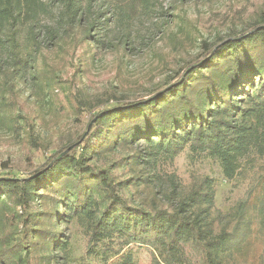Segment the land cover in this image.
I'll return each mask as SVG.
<instances>
[{
	"label": "trees",
	"instance_id": "trees-1",
	"mask_svg": "<svg viewBox=\"0 0 264 264\" xmlns=\"http://www.w3.org/2000/svg\"><path fill=\"white\" fill-rule=\"evenodd\" d=\"M160 4L0 0V126L39 143V126L21 103L45 120L72 86L57 60L82 72L84 56L96 62L101 50L121 51L127 74L135 30ZM179 27L182 34L193 25L183 19ZM201 43L203 55L144 98L110 105L76 94V114L108 105L34 172L0 174V264H57L69 249L70 223L86 239L81 264H137L133 245L150 251L151 264H264V11L245 32ZM160 53L154 58L162 63ZM186 148L216 160L227 179L252 172L245 197L224 213L211 177L194 178L184 191L177 174L164 181L150 170Z\"/></svg>",
	"mask_w": 264,
	"mask_h": 264
},
{
	"label": "rangeland",
	"instance_id": "rangeland-1",
	"mask_svg": "<svg viewBox=\"0 0 264 264\" xmlns=\"http://www.w3.org/2000/svg\"><path fill=\"white\" fill-rule=\"evenodd\" d=\"M263 11L264 0H161L157 9L138 24L139 31L135 30L134 41L129 43L130 54L123 65L128 75L119 67L121 51L101 50L96 62H90L89 59L86 62L84 56L82 72L69 65V60L64 64L57 60V67L72 86L58 93L53 109L44 115L43 121L37 117V106L21 103L22 113L28 112L30 120L36 121L39 126L33 134L39 138V143L30 141L21 129L20 135L0 126V174L25 177L34 172L46 164L60 147L84 131L92 115L104 109L107 103L112 105L116 99H140L156 92L164 87L169 75L178 77L188 61H194L207 51L202 48L203 40L213 46L221 39L241 34L251 27L254 18H258ZM183 19L188 20L193 27L180 34L178 29ZM175 34L180 36L173 39ZM157 51L166 61L160 63L158 59L155 60L154 53ZM24 79L29 83L30 73L26 72ZM20 86L25 96H32L25 82H20ZM76 94L85 102L96 103L109 99L105 105L93 111L76 114L70 102ZM76 115L79 118L76 119ZM137 148L148 153L144 144ZM133 152L119 151L125 155ZM149 168L164 181L172 174H177L184 191L188 190L194 178L211 177L216 190V208L224 213L245 197L253 174L251 172L249 177L227 179L216 160L196 154L189 148L184 149L173 161L162 158ZM162 188L167 189L165 185ZM142 192L140 196H146ZM159 196L163 197L164 194ZM65 231L70 235V245L67 252H61L57 264H81L86 239L75 223H70ZM129 249L137 264H151V254L146 247L133 245ZM89 263L97 264V261L91 259Z\"/></svg>",
	"mask_w": 264,
	"mask_h": 264
},
{
	"label": "water",
	"instance_id": "water-1",
	"mask_svg": "<svg viewBox=\"0 0 264 264\" xmlns=\"http://www.w3.org/2000/svg\"><path fill=\"white\" fill-rule=\"evenodd\" d=\"M72 147L73 146H70L67 150H65L64 152H62L61 154H59L56 158H55V160H57V159H59V158H61L63 155H65L68 151H70L71 149H72ZM54 160V161H55ZM53 164V162L51 163V165Z\"/></svg>",
	"mask_w": 264,
	"mask_h": 264
}]
</instances>
